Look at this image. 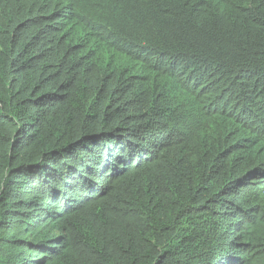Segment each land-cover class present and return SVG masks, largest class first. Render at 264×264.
<instances>
[{
  "label": "trees",
  "instance_id": "obj_1",
  "mask_svg": "<svg viewBox=\"0 0 264 264\" xmlns=\"http://www.w3.org/2000/svg\"><path fill=\"white\" fill-rule=\"evenodd\" d=\"M0 264H264V0H0Z\"/></svg>",
  "mask_w": 264,
  "mask_h": 264
}]
</instances>
